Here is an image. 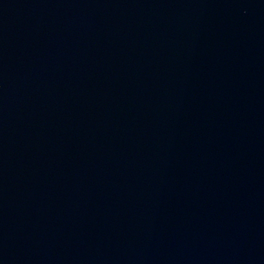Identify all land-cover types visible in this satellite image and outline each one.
I'll use <instances>...</instances> for the list:
<instances>
[{
  "label": "water",
  "instance_id": "obj_1",
  "mask_svg": "<svg viewBox=\"0 0 264 264\" xmlns=\"http://www.w3.org/2000/svg\"><path fill=\"white\" fill-rule=\"evenodd\" d=\"M0 264H264V0H0Z\"/></svg>",
  "mask_w": 264,
  "mask_h": 264
}]
</instances>
